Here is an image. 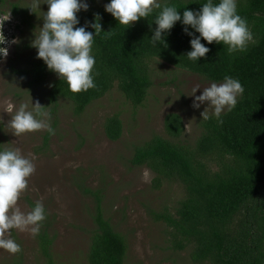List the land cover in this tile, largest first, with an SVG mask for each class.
<instances>
[{"label":"trees","instance_id":"1","mask_svg":"<svg viewBox=\"0 0 264 264\" xmlns=\"http://www.w3.org/2000/svg\"><path fill=\"white\" fill-rule=\"evenodd\" d=\"M206 2L164 0L161 5L175 6L182 15L186 7L199 10ZM11 10L18 14L19 7L13 4ZM159 11L154 9L147 18L129 26L119 24L101 8L77 13V27L86 26L87 31L95 33L91 24L101 25L91 52L95 57L91 73L95 87L72 93L57 77L50 83L47 102L39 110L47 108L49 115H57L59 99L66 98L73 104L74 115H80L115 84L132 106L138 107L152 86L149 63L154 58L211 82H223L226 75L238 79L244 93L235 108L221 114L223 123L215 118L201 119V134L189 144L181 139L185 131L182 117L170 112L163 120L166 136L154 134L136 146L129 161L154 174V188L164 181L183 188V198L173 211L154 213V218L167 226L170 249H189L191 264H264V0L237 1V12L247 20L253 35L245 51L229 54L226 45H209L202 39L211 50L199 61L186 56L191 50V37L184 33L180 22L164 35L165 42L153 45L151 36ZM189 31L194 30L189 26ZM13 71L29 75V86L43 84L54 73L37 58L28 69ZM52 123L54 126L57 121ZM104 132L109 140L120 138L122 121L117 114L105 119ZM50 133L47 130L44 135V145ZM94 197L95 227L88 264H125L126 239L104 216L99 192ZM37 241L45 264H56L50 249L52 237L46 230L39 232Z\"/></svg>","mask_w":264,"mask_h":264},{"label":"rangeland","instance_id":"2","mask_svg":"<svg viewBox=\"0 0 264 264\" xmlns=\"http://www.w3.org/2000/svg\"><path fill=\"white\" fill-rule=\"evenodd\" d=\"M108 2L87 0L88 8L103 10ZM13 4L19 7L18 14L12 13ZM0 10L14 18L12 40L18 41L11 40L6 46L7 57L0 59V145L2 150L19 148L22 155L35 156V172L27 178L28 187L17 204L28 212L37 201L43 203L46 219L40 231L46 230L52 237L50 249L55 263L88 264L90 237L95 227L94 193L99 192L104 216L126 239L125 264H191L189 249H170L166 224L154 218L156 212L174 210L183 198L182 186L164 181L154 188V174L144 166L131 165L129 160L134 148L154 134L166 136L163 120L170 112L183 119L185 131L181 139L194 144L201 134L200 113L207 103L199 110L193 109L189 96L197 85L201 88L195 93L198 96L213 82L154 58L149 63L152 86L142 105L133 107L115 84L80 115H74L73 104L66 98L59 99L57 115H49L47 108L38 110L50 119L34 111L53 130L45 145L46 129L16 137L7 127L15 110L21 104H26L28 110H34L37 102L44 105L50 83L57 75L52 73L43 84L29 86V75L13 71L28 69L36 59L37 50L31 42L43 25V12L48 10L44 0H1ZM208 111L210 115L212 110ZM113 114L122 121V134L115 141L104 132L105 119ZM54 120L57 123L52 126ZM9 231V238L21 246V251L9 254L0 249V264H45L37 235Z\"/></svg>","mask_w":264,"mask_h":264},{"label":"clouds","instance_id":"3","mask_svg":"<svg viewBox=\"0 0 264 264\" xmlns=\"http://www.w3.org/2000/svg\"><path fill=\"white\" fill-rule=\"evenodd\" d=\"M44 3L48 5V10L43 12V25L31 42V46L37 50L36 58L43 60L48 70L65 81L70 92L79 93L94 88L91 73L95 57L91 52L94 36L101 29V25L97 22L91 24L95 33L87 31L86 26L77 27L80 23L77 13L88 10L87 0H44ZM39 5L37 3L35 6ZM154 9L160 11L154 21L156 27L151 36L153 45L164 41V35L180 22L184 26V33L191 37V50L186 54L191 61L205 58L211 50L201 42L202 39L209 45L213 42L226 45L229 54L245 51L253 40L247 20L237 12V0H219L218 3L207 0L199 10L186 7L182 15L175 6H162L159 0H109L104 6L107 13L125 26L147 18ZM13 19L11 15L0 13V59L8 55L6 46L12 40L15 29ZM189 26L194 31H189ZM11 42L18 41L14 38ZM199 89V85L194 87L189 96L192 97L191 107L199 110L207 103V107L200 113L202 119L215 118L219 123H223L221 114L235 108L238 97L244 93L240 81L227 75L222 83H211L197 96L195 93ZM34 106V110H28L26 104H21L15 110L7 123L14 136L19 137L21 134L42 129L53 131L46 119L37 118V115L45 117L48 114L38 111L41 107L38 102ZM208 109L212 110L211 116ZM34 111L37 115H34ZM34 159L35 156L31 154L22 155L19 148L0 150V249L9 254L21 251V246L9 238V230L26 231L36 236L46 219L41 201H37L28 212L22 211L17 204L21 193L28 187L27 178L35 172Z\"/></svg>","mask_w":264,"mask_h":264}]
</instances>
